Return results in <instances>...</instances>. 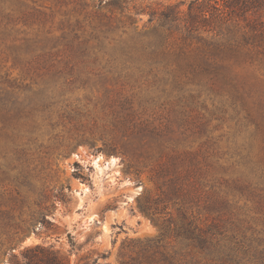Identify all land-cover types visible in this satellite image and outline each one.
<instances>
[{"label": "rangeland", "instance_id": "374dc122", "mask_svg": "<svg viewBox=\"0 0 264 264\" xmlns=\"http://www.w3.org/2000/svg\"><path fill=\"white\" fill-rule=\"evenodd\" d=\"M264 264V6L0 0V264Z\"/></svg>", "mask_w": 264, "mask_h": 264}, {"label": "trees", "instance_id": "16d2710c", "mask_svg": "<svg viewBox=\"0 0 264 264\" xmlns=\"http://www.w3.org/2000/svg\"><path fill=\"white\" fill-rule=\"evenodd\" d=\"M227 1V0H224ZM235 4H241L242 6L245 4H251L253 7H261L264 6V0H233ZM38 246L27 248L23 253L24 262L22 264H38L34 261V254L38 250ZM68 258L64 254H61L58 251H50L48 250V254L46 255V263L45 264H68Z\"/></svg>", "mask_w": 264, "mask_h": 264}]
</instances>
